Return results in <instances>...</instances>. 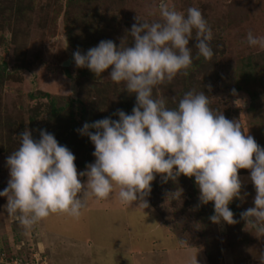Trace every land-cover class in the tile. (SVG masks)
<instances>
[{"label":"rangeland","instance_id":"1","mask_svg":"<svg viewBox=\"0 0 264 264\" xmlns=\"http://www.w3.org/2000/svg\"><path fill=\"white\" fill-rule=\"evenodd\" d=\"M170 2L185 14L189 7L202 11L213 31L214 55L211 60L197 58L196 40L191 39L193 64L187 75L178 74L170 83L156 86L154 96L163 97L169 108H175L186 92L204 91L214 111L239 121L242 129L264 147V89H259L254 104L251 94L236 89L241 84L250 87L252 77L264 76V48L251 47L247 42L249 31L264 37V0ZM159 4L160 0H0V12H20L22 20L15 25L13 22L8 29L0 21V72L6 63L5 78L0 76V120L2 123L9 116L17 118L21 114L14 120L18 125L11 137L16 146L19 147L18 136L26 128L32 131L34 139H39V130L45 129L73 152L78 172L86 169L79 168L81 162L88 159L87 164L93 163L95 146L89 137L77 132L83 127L82 122L79 127H71V114L78 117L76 114L84 112V120L90 122L106 117L119 119L114 113L122 109L131 114L136 95L129 93L123 83L111 80V67L99 77H89L95 81L94 86L87 82L79 84L74 58L69 66L62 65L69 53H74L67 40L66 17L70 16L67 22L86 54L99 40H112L119 46L124 39L125 44L132 46L129 32L138 23L136 17L149 23L160 20ZM24 26L28 28L27 45L14 41L6 44ZM40 91L59 95L58 105L65 106L69 99L75 102L66 107L65 117L54 118L43 110L30 128L28 117L41 102L29 100L27 95ZM79 98L84 100L83 111L77 103ZM6 128L0 125V136H7ZM6 157L0 156V191L10 179ZM238 171L241 197L229 204L237 212V223L221 221L204 228L197 218L202 209L199 187L196 184L193 191L194 186L180 176L165 182L163 174H156L146 198L149 207L145 209L138 207V202L132 206L122 204L117 189L108 199H90L79 218L54 213L30 230L8 215L7 197H0V251L18 254L26 260L40 253L45 264H189L190 257L196 254L200 264H264V233L239 216V212L254 207L256 190L250 170ZM81 179L83 182L87 177ZM180 191L182 195L176 197L174 193ZM204 231L207 238L202 237Z\"/></svg>","mask_w":264,"mask_h":264},{"label":"clouds","instance_id":"2","mask_svg":"<svg viewBox=\"0 0 264 264\" xmlns=\"http://www.w3.org/2000/svg\"><path fill=\"white\" fill-rule=\"evenodd\" d=\"M159 15L151 23L136 17L138 23L129 32L132 46L124 39L119 46L102 40L86 54L73 53L77 67H87L97 77L111 67V80L136 95L131 114L118 109L114 115L119 119L106 117L77 129L95 146V161L84 171L78 172L76 156L53 133L41 129L40 138L34 139L26 128L18 136L19 147L6 160L10 179L0 197H7L8 215L26 230L54 213L79 218L90 199H108L117 189L122 204L138 202L145 209L156 174H163L165 182L181 174L194 176L200 204L214 202L209 219L235 224L229 204L241 197L238 170L249 169L256 195L254 207L241 218L264 233V147L239 121L214 111L204 91L186 92L175 108L153 94L156 86L187 75L193 64L191 39L196 40L197 58L212 59L213 31L197 7L185 14L170 0H160ZM247 42L264 48V37L251 31ZM83 177L87 179L82 182ZM174 194L180 197L182 192ZM189 264H200L197 254Z\"/></svg>","mask_w":264,"mask_h":264},{"label":"trees","instance_id":"3","mask_svg":"<svg viewBox=\"0 0 264 264\" xmlns=\"http://www.w3.org/2000/svg\"><path fill=\"white\" fill-rule=\"evenodd\" d=\"M67 6L70 7L71 6V2H69V4H67ZM67 11H68V9L64 11V14H66ZM10 13L11 12H9V14L7 12H0V21L5 26V28H4V26H2V29L3 28L4 29L10 28L11 24H13V22H14V25L17 24V23H21L22 22V20H20V18H21L20 12H17V13H14V14H10ZM68 18L70 19V16H67L66 17V21H65V28L67 29L68 44H69V46L71 48L74 49V52L77 51V50L82 52V49H81L82 46L79 45L78 41H75L76 37H77L75 35V31H73V28L70 25V23L67 22ZM73 27H74V25H73ZM27 30H28V28L25 27V26L20 28L18 30V32H17L18 33L17 36H13L14 39H12V40H6V44H8V42H10V41H14L15 43H18V44L22 43L24 46H26L27 45ZM92 33H94V32H92ZM95 34H97L96 36L99 37L97 32H95ZM87 40H88V37H87ZM98 40H99V38H97V41L94 42L95 45L97 44ZM99 41H101V40H99ZM81 42H84V41H81ZM88 43L94 44V43H91V41L90 42L88 41ZM74 65H75V62H74ZM75 67H77V66L75 65ZM5 69H6V63L2 64V66H1V70H3V71L0 72V73H2L0 76H2V78H5V75H4L6 73ZM76 69H77L76 70L77 71L76 75L79 78L78 79L79 84L85 82V84H87V83L90 84V87L95 85L94 84L95 81H93V80H91L89 78L90 76L95 75L92 71H90L87 67H82V68L77 67ZM251 74H253V73H251ZM248 79H250V78H248ZM251 79H253V80H252V84H249L250 87L249 86H243L241 84L236 89L243 90L246 93L251 94V99L253 100V104H254L255 101H258L259 89H261V90L264 89V76H262V77L261 76H256V78L252 77ZM27 96H28L29 100H32V101L39 100L41 102V104H40L41 106L36 108V112H34V113L32 112L30 114V116L28 117L29 121L27 122V124L29 125L30 128L33 127L34 118L39 116V114L43 110H47L49 112V116L54 117V118L65 117L63 115V113L65 112L66 107L72 106V103L74 104V102H75V100L69 99V101L67 102V104L65 106L64 105H58V100L60 99L59 95L51 94V93H48V92H41V91L38 92V93L30 92V93H28ZM68 97L69 98H74V96L70 97V95H68ZM77 103H79V104L82 103L83 104L84 100H82V98H79ZM82 104H81V110L83 111L84 107L82 106ZM20 115H18L17 118L15 116H14V118L9 116V117H7L8 119L5 118V121L2 122V123H1L2 120H0V125L3 124V126L5 128L7 127L6 130L4 131V133L6 132V135L8 136V137L5 136V135L4 136H0V156H2L3 154H6V156L9 157L10 156L9 154L14 152L18 148V146H16V142L11 137H12V134H13V131H14L15 127L18 125V122L14 121V120L19 119ZM76 115L78 117H75V114H71V116H70V122H71L70 125H71L72 128L73 127L74 128L75 127H79V122H82V126H83V124L85 122L91 123L88 120H84L85 119L84 112H79V114H76ZM19 128H22V126L20 125ZM92 131H95V130L93 129ZM88 162H90V160H88V159L86 161L81 162L79 168H81V169L86 168V164ZM180 178L182 180L186 181V182L188 181V183H190V185H192V187L194 186L192 188L193 191L196 190V181H195V177L194 176L193 177H188V176H185V175L181 174ZM180 184H181V182H180ZM201 206H202V209L199 211V215H198L197 218H198V221L200 222V224L202 225V228H204V227H208L209 224H214L209 219L210 216H212L214 214V210H213L214 205H213L212 202H209L208 204L201 205ZM205 208H207V210ZM230 209L233 211L234 214L237 213L236 210L233 209V207H231ZM240 215H241V212H239V216ZM208 230H209V228H208ZM202 237H204V238L208 237L205 231H204V234L202 235ZM210 254H211V251L207 250V255H210Z\"/></svg>","mask_w":264,"mask_h":264},{"label":"built area","instance_id":"4","mask_svg":"<svg viewBox=\"0 0 264 264\" xmlns=\"http://www.w3.org/2000/svg\"><path fill=\"white\" fill-rule=\"evenodd\" d=\"M0 264H45L40 253L34 254L29 260L17 254L8 255L0 251Z\"/></svg>","mask_w":264,"mask_h":264},{"label":"water","instance_id":"5","mask_svg":"<svg viewBox=\"0 0 264 264\" xmlns=\"http://www.w3.org/2000/svg\"><path fill=\"white\" fill-rule=\"evenodd\" d=\"M70 57L62 64L63 66H69L71 64V61L73 60L74 56L73 54L69 53Z\"/></svg>","mask_w":264,"mask_h":264}]
</instances>
